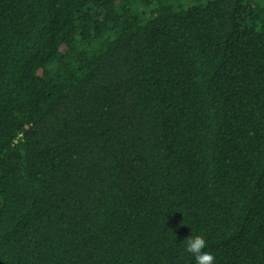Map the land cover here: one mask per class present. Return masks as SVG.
Instances as JSON below:
<instances>
[{
    "label": "trees",
    "instance_id": "trees-1",
    "mask_svg": "<svg viewBox=\"0 0 264 264\" xmlns=\"http://www.w3.org/2000/svg\"><path fill=\"white\" fill-rule=\"evenodd\" d=\"M264 264V0H0V259Z\"/></svg>",
    "mask_w": 264,
    "mask_h": 264
},
{
    "label": "clouds",
    "instance_id": "clouds-1",
    "mask_svg": "<svg viewBox=\"0 0 264 264\" xmlns=\"http://www.w3.org/2000/svg\"><path fill=\"white\" fill-rule=\"evenodd\" d=\"M185 253L194 260V264H214L215 256L206 251V241L201 236H190L183 241Z\"/></svg>",
    "mask_w": 264,
    "mask_h": 264
},
{
    "label": "water",
    "instance_id": "water-1",
    "mask_svg": "<svg viewBox=\"0 0 264 264\" xmlns=\"http://www.w3.org/2000/svg\"><path fill=\"white\" fill-rule=\"evenodd\" d=\"M0 264H7V263L0 259Z\"/></svg>",
    "mask_w": 264,
    "mask_h": 264
}]
</instances>
